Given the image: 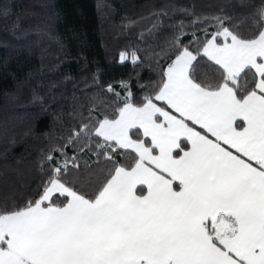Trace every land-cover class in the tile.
Segmentation results:
<instances>
[{
  "label": "snow or ice",
  "instance_id": "obj_1",
  "mask_svg": "<svg viewBox=\"0 0 264 264\" xmlns=\"http://www.w3.org/2000/svg\"><path fill=\"white\" fill-rule=\"evenodd\" d=\"M240 6L172 21L138 104L124 82L110 106L73 105L36 198L0 205V264H264V0ZM81 172L92 194L66 179Z\"/></svg>",
  "mask_w": 264,
  "mask_h": 264
},
{
  "label": "trees",
  "instance_id": "obj_2",
  "mask_svg": "<svg viewBox=\"0 0 264 264\" xmlns=\"http://www.w3.org/2000/svg\"><path fill=\"white\" fill-rule=\"evenodd\" d=\"M248 12L240 0H0V205L36 198L45 178L41 157L74 104L110 106L116 97L107 86L122 97L124 82L140 102L147 91L140 86L159 79L154 54L171 50L172 21L221 14L238 19ZM204 26L186 29L183 43ZM132 50L139 62H120V53ZM240 84L246 87L247 78ZM66 179L89 194L95 190L84 172Z\"/></svg>",
  "mask_w": 264,
  "mask_h": 264
}]
</instances>
